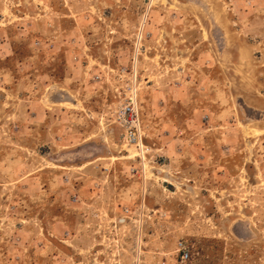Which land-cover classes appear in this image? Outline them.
<instances>
[{
    "label": "rangeland",
    "instance_id": "rangeland-1",
    "mask_svg": "<svg viewBox=\"0 0 264 264\" xmlns=\"http://www.w3.org/2000/svg\"><path fill=\"white\" fill-rule=\"evenodd\" d=\"M150 3L138 154L104 115L147 0H0V264H264V0Z\"/></svg>",
    "mask_w": 264,
    "mask_h": 264
},
{
    "label": "built area",
    "instance_id": "built-area-1",
    "mask_svg": "<svg viewBox=\"0 0 264 264\" xmlns=\"http://www.w3.org/2000/svg\"><path fill=\"white\" fill-rule=\"evenodd\" d=\"M154 4L147 0L146 7L142 9L139 21L135 27L133 35V52L128 65L122 64L118 69H112L110 74L116 78L115 96L117 102L110 105L104 115V119L109 125H116L122 131L124 144L136 153H149L145 144L146 133L144 130L141 110L140 91L142 86V75L139 69L142 59L148 52L147 42L154 37L153 9ZM96 81H101V75H95ZM208 116L205 115V118ZM134 152V153H135ZM142 155L136 156L141 158ZM131 172L136 174L137 168L131 167ZM69 176L65 181L69 182ZM79 196L74 192L73 200L79 201ZM133 211L129 207H124L123 214L130 215ZM174 260L177 264H189L193 257V245L187 239L181 238L176 243ZM165 262L164 264H166Z\"/></svg>",
    "mask_w": 264,
    "mask_h": 264
},
{
    "label": "water",
    "instance_id": "water-1",
    "mask_svg": "<svg viewBox=\"0 0 264 264\" xmlns=\"http://www.w3.org/2000/svg\"><path fill=\"white\" fill-rule=\"evenodd\" d=\"M164 185L166 187H168L169 189H171L172 191H175V187H174L173 183L168 182V181H164Z\"/></svg>",
    "mask_w": 264,
    "mask_h": 264
},
{
    "label": "bare ground",
    "instance_id": "bare-ground-1",
    "mask_svg": "<svg viewBox=\"0 0 264 264\" xmlns=\"http://www.w3.org/2000/svg\"><path fill=\"white\" fill-rule=\"evenodd\" d=\"M126 157H127V156H126ZM142 157H143V156H142ZM163 171H164V170H163ZM165 181H169V179L166 178ZM123 221H124V220H123ZM140 253H141V251H140Z\"/></svg>",
    "mask_w": 264,
    "mask_h": 264
},
{
    "label": "crops",
    "instance_id": "crops-1",
    "mask_svg": "<svg viewBox=\"0 0 264 264\" xmlns=\"http://www.w3.org/2000/svg\"><path fill=\"white\" fill-rule=\"evenodd\" d=\"M99 92V91H98Z\"/></svg>",
    "mask_w": 264,
    "mask_h": 264
}]
</instances>
